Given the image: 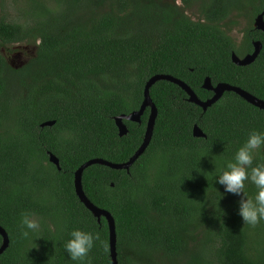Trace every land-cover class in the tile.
<instances>
[{
    "label": "trees",
    "instance_id": "obj_1",
    "mask_svg": "<svg viewBox=\"0 0 264 264\" xmlns=\"http://www.w3.org/2000/svg\"><path fill=\"white\" fill-rule=\"evenodd\" d=\"M263 12L264 0H0V47L34 48L22 66L0 53V226L9 239L0 264H81L63 247L76 228L100 234L83 264H112L107 222L79 201L74 173L92 159L134 155L149 109L140 124L125 122L123 137L114 118L140 108L155 75L184 82L201 101L213 96L206 78L264 101V32L254 27ZM255 42L256 60L235 65L232 54H252ZM150 98L153 136L130 170L93 165L82 175L86 197L115 221L117 263L264 264V221L244 224L239 197L215 183L248 133L264 131V111L225 92L203 112L167 81ZM194 125L206 138L193 137ZM24 212L40 223L28 237Z\"/></svg>",
    "mask_w": 264,
    "mask_h": 264
},
{
    "label": "water",
    "instance_id": "obj_2",
    "mask_svg": "<svg viewBox=\"0 0 264 264\" xmlns=\"http://www.w3.org/2000/svg\"><path fill=\"white\" fill-rule=\"evenodd\" d=\"M254 27L257 30H261L264 32V12L255 18ZM253 46H254L253 53L248 54L243 58H240L236 56L235 54H232V57H231L232 62L237 66H247V65L252 64L256 60V58L258 57L261 51V44L259 42L253 43ZM159 81H167L181 88L187 94L188 101L200 107L203 110V112H206V110L209 107L215 104L223 96L225 92H233L239 97H241L248 104L256 107L259 110L264 111V101L263 100H260L254 97L253 95L249 94L246 91L241 90L240 88L233 87L228 84L221 83L216 86H213L209 78H206L204 80L203 89L212 92L213 96L206 101H201L196 96V94L184 82L178 79H175L171 76L155 75L147 81L144 87V99H143V102L140 108L137 111H134L130 114L120 115L114 118V123L118 129V135L119 137H123L127 135L128 133V129H127L125 122L127 121V122L140 124L141 117L144 115L145 111L149 109V115H148L147 122H146L145 133H144V137L142 140V144L137 149V151L134 153V155L127 162L121 163V164L110 163L108 161L101 160V159H92V160L87 161L83 165H81L74 173V189H75V194L78 197L79 201L93 214V216L98 220V222H100V219L102 217L107 222L108 230H109V249H110V256H111L112 264H118L117 263V252H116L117 239H116L115 221L109 212L97 208L86 197L83 191V187H82V175H83V172L87 168L93 165H101V166H106L113 170H125L128 172L130 168L134 165V163L145 153V151L147 150L151 142L153 131H154V126H155V122L157 118V109L150 98V89L155 83ZM54 124H55V121H48V122L42 123L40 127L41 128L52 127ZM192 134L194 138H206L203 131L197 125H194ZM49 161L53 165H55L58 170H60L59 160L57 157L49 153ZM0 235L3 239L2 245L0 247V255H1L7 249L9 245V239H8L7 233L1 226H0Z\"/></svg>",
    "mask_w": 264,
    "mask_h": 264
},
{
    "label": "clouds",
    "instance_id": "obj_3",
    "mask_svg": "<svg viewBox=\"0 0 264 264\" xmlns=\"http://www.w3.org/2000/svg\"><path fill=\"white\" fill-rule=\"evenodd\" d=\"M262 148L264 131H250L235 151L233 159L226 162L225 167L215 177V183L223 186L224 193L239 197L238 215L244 224L250 226H256L264 221V162L253 164L254 154ZM246 183L255 186L256 191L253 195H249L245 190ZM20 227L22 234L28 237L30 232L39 230L40 223L31 212H24L21 214ZM68 235L69 238L63 244L64 249L71 260L83 264L100 239L99 232L76 228Z\"/></svg>",
    "mask_w": 264,
    "mask_h": 264
},
{
    "label": "rangeland",
    "instance_id": "obj_4",
    "mask_svg": "<svg viewBox=\"0 0 264 264\" xmlns=\"http://www.w3.org/2000/svg\"><path fill=\"white\" fill-rule=\"evenodd\" d=\"M178 4H181V0H177ZM188 15L193 19H198V14L196 12V7H193L191 10H188ZM240 26L235 27L234 30L231 32V36L233 39L239 43L242 39V30L246 24V21L243 19L238 20ZM0 53L6 58V60L12 63L15 66H21L25 64L33 55H34V48L25 45H13L7 47H0Z\"/></svg>",
    "mask_w": 264,
    "mask_h": 264
}]
</instances>
